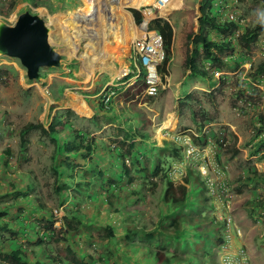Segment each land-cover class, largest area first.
I'll use <instances>...</instances> for the list:
<instances>
[{"label": "trees", "instance_id": "1", "mask_svg": "<svg viewBox=\"0 0 264 264\" xmlns=\"http://www.w3.org/2000/svg\"><path fill=\"white\" fill-rule=\"evenodd\" d=\"M239 1L259 4L264 14V0H199L197 31H188L183 38L187 50L182 65L188 71L187 78L211 80L213 72L245 62L250 79L264 76V56L253 57L256 47L262 48L258 42L264 34V15L247 23H243V15L228 18V14L237 12ZM12 8L13 0H0V16L6 17ZM130 12L136 24L143 20L138 10ZM147 29L161 36L163 59L157 71L163 79L171 55L173 27L167 20L154 18ZM3 73L0 69V83L5 79ZM222 75L216 77V83L225 82L227 78ZM145 86L140 70L133 83L117 87L116 100H134L142 95ZM233 94L232 107L243 97L241 90ZM143 97V101L152 98ZM114 98L106 107L98 101L88 130L75 128L69 122V115L76 117L69 109L55 113L47 127L26 123L20 129V144L31 131L47 138L50 144L51 192L57 199L54 206L46 207L29 170L22 173L23 179L21 175L10 178L5 172L7 163L0 157V176L8 180L0 191V264H220L216 251L224 241L225 221L223 216H214L215 202L198 164L184 159L179 141L164 139L156 145L150 133L142 130L144 123L149 124L147 119L127 120L130 109L125 108L128 115L120 119L119 109H110ZM184 98L192 99L188 94ZM243 100L253 98L245 96ZM252 119L254 136L261 135L262 148L264 112L255 113ZM205 121L206 118L202 123ZM107 124L111 126L109 142L94 134ZM189 136L192 144L203 143L200 136ZM100 159H105L107 166L100 165ZM183 162L186 163L181 166ZM175 166H180L182 173L173 178ZM105 171L110 172L107 177ZM255 175L264 187V173ZM253 177L242 180L234 188L236 194ZM135 178L138 183L134 185ZM196 186L201 189L200 203L193 199ZM120 192L124 197L120 198ZM147 199L153 209L150 216L146 211L141 213L142 202ZM218 200L225 207L224 198ZM64 202L67 205L62 206ZM243 207L252 221L259 222L257 218L264 213V188L261 196L251 194L245 198ZM58 209L62 215L55 217ZM33 212L35 222L28 219ZM79 236H83L84 247L76 244ZM50 239L55 244L53 250L45 245ZM256 239L258 250L264 253V235ZM61 242L62 252L57 250Z\"/></svg>", "mask_w": 264, "mask_h": 264}, {"label": "rangeland", "instance_id": "2", "mask_svg": "<svg viewBox=\"0 0 264 264\" xmlns=\"http://www.w3.org/2000/svg\"><path fill=\"white\" fill-rule=\"evenodd\" d=\"M181 1L180 7L171 9L166 14H161L155 9H152L147 14L149 8H151L150 3L145 4L147 5L145 9L143 7L139 9L142 19L149 16L146 18L148 23L154 18H161L167 20L174 30L173 52L167 64L169 80L166 81L165 88L158 87L156 95L146 101H143L145 99L143 95L127 103L123 102L122 99H118L117 101L115 97L111 104L114 106L113 108L110 106V109H115L116 111L119 109L120 119L126 118L128 113L130 115H128L127 120L147 119L149 124H146L147 122L144 124L152 130L151 135L153 134V129L155 131L154 135L159 133L158 136H153L152 140L164 139L163 132L160 134L162 128L157 127L161 123L164 126V122L172 114H174L176 119L172 120V123L167 127L173 124H175V127L171 129L170 135L165 136V139H173L177 133L192 135L189 130L200 135V138L203 140V143L199 144L200 148L204 147L207 150L204 152V155L208 174L215 176L217 169H224L226 189L230 200L228 207H221L219 203L215 204L213 212L214 216L228 217L230 228L228 240L223 241L221 249L219 250L218 248V251H216L217 261L218 259L221 261V258L227 255L229 261L225 263L220 262V264H264V253L258 250L256 243V238L264 235V213L262 215L259 214V216L261 215L260 218H257L259 222H254L248 217L245 207H243L245 198L251 194L253 196H261L264 188L261 179L255 175L264 173V146L259 148L261 145V135L259 137L254 136L255 131L252 129V122H254L252 115H255L259 111L264 112V76H260L256 80L250 79L247 73L248 63L245 62L239 66H231L219 72L217 77L223 74L227 78L223 84L216 83L215 76H213V79L207 81L194 77L180 79L181 75H184L183 71L185 70L183 66L181 67L180 61L183 60L187 50L183 44V38L188 31L196 33L197 17L199 15V0ZM24 2L25 4H23ZM239 2L237 3V12L232 14L234 17L236 15H243V23L263 17V8L259 4H251L245 1ZM139 4L142 3H132L128 0L126 5H130L131 7L132 5L137 6ZM29 5H35L39 8L33 10L29 8ZM85 6L86 3L83 0L82 3L81 0H39L35 2L13 0V8L6 17L0 16V20L11 25L19 13L29 11L39 14L47 22H50L49 18L53 19L55 16L62 14L79 12V10H84ZM123 9L129 13L130 19H132L131 22H134L129 8L123 7ZM143 11L147 13L145 14ZM117 15L116 17H118ZM112 16L114 19V14ZM141 23L142 21L139 24H135L138 27ZM50 25L51 23H49ZM147 31L154 30L147 29ZM71 33L74 34L73 31ZM120 34L126 36L125 29H122ZM263 35L258 42L262 48H264V44L262 43V41L264 42ZM117 36H119L118 33ZM49 37L50 40H53H51L52 43L50 44L61 52L63 60L58 67L40 68L39 80H27L24 68L19 64L17 59L0 55V69L5 71L3 73L4 82L0 83V157H3L7 163L5 172L8 173L10 178L18 179L19 175H21V179H23L22 173L28 170L31 172L29 175L35 179V190L40 191L46 207L54 206L55 202H57L55 195L51 192L50 144L47 138L41 137L36 131L25 134V142L20 144V129L26 123H40L44 127H47L55 113L58 114L64 109H69L76 115V117L74 115L68 116L69 122L75 128H79L80 130L90 129L92 123L89 118L93 115L94 108H97L100 91L102 90L101 86L108 79V76L104 75L105 73H101L94 82V85H97L96 89L90 87L73 89L72 87H75L78 83L80 85H83V83L87 85L86 77L83 80H79L73 76L78 70L79 73L85 71L84 62L87 63L86 65L94 68L93 56L86 53L85 49L86 44L91 42L92 39L86 36L81 38L75 37V43H77L78 47L74 55H69L64 51V42L60 40L58 30L53 25L50 26ZM115 41L116 36L111 34L107 50L109 54L112 53V56L108 59V65H114L113 68L115 69L112 72L116 74V69L122 68V65L127 62L126 56L129 53L131 40L126 42V49L122 50L119 56L116 50L118 45ZM116 45L117 47H115ZM262 48L257 49L256 47L253 52L254 58L264 56V52L260 53L263 51ZM61 49L66 54H63ZM128 66L132 72L136 69L131 58L129 59ZM161 80H166L165 75ZM176 81L180 82L178 86L175 85ZM188 83H190L191 87L189 92L187 90ZM237 90H241L244 98L247 96L253 98V100H246L245 102L242 97L235 101V106L232 107V102L235 99L233 93ZM68 91L71 92L68 93ZM186 93L192 98L189 101L184 98ZM81 103L91 108L92 113L90 114L87 107L88 114L79 110L77 111ZM122 107L123 110H121ZM125 108L130 109V112L127 113ZM137 109L139 112L136 114L133 111ZM191 110L194 113L193 117ZM204 118L207 121L202 123ZM106 126L108 124L103 125L102 130L94 134L109 142L111 138H108V135L111 133V126ZM5 149H7V154L4 153ZM256 150L257 152H255ZM99 161H101L99 162L100 165L107 166L105 159H100ZM185 163L183 162L181 166ZM118 171L116 170V173ZM109 173V171H105L104 176L107 177ZM130 173L132 174L133 172L130 171ZM252 174L254 177L251 181H245V183L248 182L247 186H242L240 194H236L237 190L234 188L237 185H241L242 180H246V177L249 178ZM111 175H113V172ZM137 183L138 178H135L133 184ZM7 184L8 180L6 177L4 175L0 176V191L4 190ZM122 192H120V198L125 195ZM200 193L201 189L199 186H196L194 188L193 199L199 203ZM65 205H67L66 202L62 204V206ZM152 210L150 199L142 202V214L146 211V214L150 216L152 215ZM34 215L33 212L28 219L34 222L37 221L33 219ZM61 215V209H58V212L54 214L55 217ZM120 219L118 218V220ZM38 225L40 224L37 223ZM48 242L49 244L45 245L53 250L55 244L51 242V239ZM76 244L78 247H84L85 241L83 240V236H79L76 239ZM57 247V250L60 252L64 250L62 242ZM51 249L48 252H51Z\"/></svg>", "mask_w": 264, "mask_h": 264}, {"label": "built area", "instance_id": "3", "mask_svg": "<svg viewBox=\"0 0 264 264\" xmlns=\"http://www.w3.org/2000/svg\"><path fill=\"white\" fill-rule=\"evenodd\" d=\"M27 1L35 2L39 0ZM168 2L169 0H153V8L159 12L160 10H164L167 8ZM29 8L36 10V8L39 7H33L29 5ZM227 16L230 19L233 18L232 14H228ZM129 52L130 57L133 60L134 65L136 66V69L134 70V72H132V70L126 68L118 75L114 76V81H111L109 84L103 86L102 90L100 91L99 101L105 107L108 106L112 98L116 96L117 87H127L128 85L133 83L138 78L140 70H142L144 73V81L146 85L142 92V95L154 96L158 91V87L165 88L166 86V80L162 81L160 73H158L157 71V66L161 63L163 59L162 40L161 36L157 32L146 30L143 32V35L141 37H136L131 40ZM129 73L131 74L130 81L126 78L124 79V77L127 76ZM212 74L213 76L217 77L219 75V72H213ZM189 132H191L193 136H200L192 132L191 130H189ZM163 134L165 139L167 133L163 132ZM189 137L190 136L188 134L186 135L184 133H177V135L173 139L181 142V144L183 145L184 159H189L191 162H193V164H198V169L203 175L204 185L206 186L209 196L214 200L215 204H217V201H219L218 199L224 198L223 205L225 207H228V202L230 200L226 189L227 186L225 181L226 178L224 177V169H217L216 175L210 176L207 171L204 155V152L207 150L204 147L200 148V146L192 144ZM175 167H173V170L171 172V176L173 178L178 177L182 173V169L180 166ZM216 218L219 219L221 217L216 216ZM223 220L225 221V226L223 228V237L224 241H226L228 240L230 234L229 218L225 216L223 217ZM227 261H229V257H227V255H225L224 258H221V263H225Z\"/></svg>", "mask_w": 264, "mask_h": 264}, {"label": "bare ground", "instance_id": "4", "mask_svg": "<svg viewBox=\"0 0 264 264\" xmlns=\"http://www.w3.org/2000/svg\"><path fill=\"white\" fill-rule=\"evenodd\" d=\"M83 1L86 3V6L83 8L84 10H79V12L72 14L67 13L66 15L62 14L59 16H55L53 19H51V23L58 29L59 37L64 42V51L67 54L74 55L77 50L78 46L77 43H75V37H90L92 41L86 44L85 49L86 53L91 54L93 56L94 67L97 66L100 69L106 70L109 68L113 70L115 69L113 68V64L108 65V59L112 56V53L109 54L107 50L109 36L111 34L116 36L115 42L118 45V48H116V50L119 56L122 53V50L124 51L126 49V42L128 40H132L136 37H141L143 35V26L141 29L135 27L131 22L132 19H130L131 17L129 16V13L125 10H122L117 15L118 21L115 20V18L113 19V13H111L109 17V15L104 12L101 3L102 0ZM129 1L132 3L138 2L142 4H147L152 3L153 0ZM171 1L172 0H169L166 9L159 11L161 14H166L167 12H169L170 9L178 7L180 3V0H174V2ZM114 17H116V13H114ZM122 29H125L126 36H122V34H120ZM71 31H73L74 34H72ZM117 33L119 34V36H117ZM51 40L49 37L48 42L50 43ZM117 45L115 47H117ZM61 51L66 54L63 49H61ZM84 64L86 69L83 74H85L86 76H90L94 68L86 65V62H84ZM124 69L120 67L117 68L116 74H119ZM75 106L77 107V105ZM86 107V105L81 103L79 104L77 111L79 110L85 114H88Z\"/></svg>", "mask_w": 264, "mask_h": 264}, {"label": "water", "instance_id": "5", "mask_svg": "<svg viewBox=\"0 0 264 264\" xmlns=\"http://www.w3.org/2000/svg\"><path fill=\"white\" fill-rule=\"evenodd\" d=\"M142 24L146 31L147 21L143 19ZM49 32V23L29 11L19 13L11 25L0 20V55L17 59L27 80H39L40 68L58 67L62 62L61 52L48 42Z\"/></svg>", "mask_w": 264, "mask_h": 264}, {"label": "crops", "instance_id": "6", "mask_svg": "<svg viewBox=\"0 0 264 264\" xmlns=\"http://www.w3.org/2000/svg\"><path fill=\"white\" fill-rule=\"evenodd\" d=\"M127 1L128 0H102V7H103V9H104V12H106V14H108L109 15V17H110V15H111V13L112 12H114V13H116V14H119L122 10H124L123 9V7H125V8H129V12H130V10L131 9H135V10H138L139 11V9L141 8V7H143V9H145V6H147V5H145V4H139V5H137V6H131L130 7V5H126L127 4ZM105 3V5H104V3ZM171 2H174V0H172ZM81 3H82V0H81ZM181 3H182V1L180 0V3H179V5H178V7H180V5H181ZM23 4H25V3H23ZM150 5H151V8H149V10H148V13H149V11H151L152 9H154L153 8V1H152V3H150ZM84 6V5H83ZM149 6V5H148ZM178 7H176V8H178ZM176 8H174V9H176ZM171 10V9H170ZM118 12V13H117ZM140 12V11H139ZM144 12V11H143ZM113 13V14H114ZM131 13V12H130ZM145 13V12H144ZM147 13V12H146ZM145 13V14H146ZM59 14H62V13H59ZM46 15H47V13H46ZM48 16V15H47ZM115 18V20H117L118 21V18L117 17H114ZM147 18V17H146ZM144 19V22H146L147 21V19ZM49 20H50V22L48 21V23H51V19L49 18ZM52 24V23H51ZM132 24L135 26V27H137L136 26V24H135V22H132ZM139 24V23H138ZM144 24V23H143ZM143 24L140 26H138L137 28H139V29H141L142 28V26H143ZM53 25V24H52ZM51 26V25H50ZM54 26V25H53ZM55 27V26H54ZM56 28V27H55ZM57 29V28H56ZM58 30V29H57ZM174 31V30H173ZM174 33V32H173ZM60 38V37H59ZM60 40L62 41V39L60 38ZM50 43H52V42H50ZM110 42H108V44H109ZM51 45V44H50ZM172 47H173V41H172V45H171V53L173 52V49H172ZM56 49V48H55ZM56 50H58V49H56ZM59 51V50H58ZM64 54V53H63ZM170 57H171V55H170ZM131 57H130V52L128 53V55L126 56V61L127 62H125L124 63V65H122V68L124 69H126V68H129V66H128V64H129V59H130ZM62 60H63V57H62ZM123 63V62H122ZM183 64V60H181L180 61V65H181V67L183 66L182 65ZM110 65H112V64H110ZM114 66V65H113ZM100 68H98L97 66H95L94 67V69H93V71H92V74L90 75V76H86L85 74H83L82 72V74L81 73H79V70L77 71V73L76 74H74L73 76L74 77H77V79H81V80H83V78L86 76V78H87V81H86V84L87 85H84V83H83V85H80L79 83H78V85H76L75 87H72L73 89H78V88H85V87H90V88H94V89H96L97 88V85H94V82L97 80V78L99 77V75L101 74V73H105L104 75H107L108 76V79L107 80H105L104 81V83L102 84V86H101V88H103V86L104 85H107V84H109L111 81H112V79H113V76L115 75H117V74H115V73H113L112 72V70L111 69H106L107 71H104L105 69H100ZM124 69V70H125ZM168 69V67H166V70ZM110 73H111V75H110ZM183 73H184V75H181V77H180V79H184V78H186V73H187V70H184L183 71ZM129 75V74H128ZM126 77V76H125ZM125 77H124V79H125ZM165 77H166V81L167 80H169V73H168V70H167V74L165 75ZM131 78V74H130V76H128L126 79L127 80H129ZM130 81V80H129ZM180 84V82L179 81H176V83H175V85L176 86H178ZM100 88V89H101ZM100 89H99V91H100ZM190 89H191V87H190V83H188V88H187V90H188V92L190 91ZM69 92H71V91H68V93ZM187 92V93H188ZM186 93V94H187ZM77 94V93H76ZM77 101V103H79L78 102V100H76ZM88 108V110H89V112H90V114L92 113V111H91V108H89V107H87ZM93 114V113H92ZM90 116V115H89ZM174 119H176L175 118V116H174V114H172V116H169V118H167V120L164 122V126L162 125V123L161 124H159L158 125V127L157 128H162L161 129V132H160V134L162 133V132H166L167 133V136H168V134L170 135L171 133H170V131H171V129H173L174 127H175V124H173V125H170V127H172V128H170V127H167L169 124H171L172 123V120H174ZM147 124V123H146ZM150 125H152V124H150ZM153 128V127H152ZM165 129H167V130H165ZM142 130L143 131H145V132H148V133H150V136L151 137H149L150 139L153 137V136H156V135H154L155 134V131H154V129H153V134L151 135V132H152V130H150L146 125H144V127H142ZM157 130V129H156ZM157 135H159V133H157ZM154 138V137H153ZM155 140V139H154ZM162 140H164V139H161V140H155V143H156V145H160L161 143H162Z\"/></svg>", "mask_w": 264, "mask_h": 264}, {"label": "clouds", "instance_id": "7", "mask_svg": "<svg viewBox=\"0 0 264 264\" xmlns=\"http://www.w3.org/2000/svg\"><path fill=\"white\" fill-rule=\"evenodd\" d=\"M221 262V261H220Z\"/></svg>", "mask_w": 264, "mask_h": 264}]
</instances>
